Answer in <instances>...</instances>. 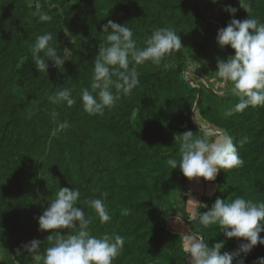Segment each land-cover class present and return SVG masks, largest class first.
<instances>
[{"label":"rangeland","instance_id":"obj_1","mask_svg":"<svg viewBox=\"0 0 264 264\" xmlns=\"http://www.w3.org/2000/svg\"><path fill=\"white\" fill-rule=\"evenodd\" d=\"M143 1L0 0V54L13 50L19 60L28 59L34 65L30 45L38 35L51 32L50 44L61 54L67 48L70 59L61 68L48 61V73L35 69L22 77L16 71V78L35 82L44 73L47 81L64 78L42 97L54 94L67 78H78L81 90L92 79L100 45L106 44L103 25L108 20L123 25L129 12L132 17L144 14ZM168 1L186 7L165 11L160 26L149 20L129 27L137 45L144 46L152 33L149 30L171 26L184 47L166 56L159 66L151 61L137 65L139 84L130 95H121L115 106L105 108L102 115L86 112L87 119L82 118L83 103L75 104L78 92L73 95V105L61 103L63 111L51 102L46 107L32 106L31 89L19 98L14 86L2 81L12 78L10 66L0 73V264H43L44 250L54 243V239L47 241L48 236L71 231L39 228L38 217L60 187L80 191L77 206L91 220L93 235L107 232L124 237V247L113 264H189L181 237L186 232H200L210 246L225 241L222 252H233L243 242V238H227L218 225L201 230L195 220H189L191 213H181L191 179L179 166L172 169L166 160H180V143L175 142V136L188 130L200 135L199 124L226 132L234 143L247 136L249 142L243 147L237 144L243 166L221 169L214 180L217 191L205 202L208 207H198L193 213L207 211L217 197L226 202L237 196L264 201V175L258 165L264 162V151L257 162L250 157L253 148L264 150V106L224 115L238 98L231 93V82L218 77L217 60L227 59L235 50L202 37L218 32L233 18L244 20L249 14L239 0ZM191 1L200 12L194 26L190 25L191 11L187 12ZM37 3L52 16L51 22H41L34 15ZM251 3V15L264 21V0ZM225 5L238 11L233 16L225 11ZM118 6L125 8L119 15L114 11ZM29 111L33 112L31 117ZM65 120L70 127L52 135ZM97 198L109 210L111 219L106 223H101L88 203ZM185 221H189L188 229L179 225ZM33 239L41 241L39 250L27 253L21 249L22 255H17V249ZM258 257H264V245L254 247L245 264H256Z\"/></svg>","mask_w":264,"mask_h":264},{"label":"clouds","instance_id":"obj_2","mask_svg":"<svg viewBox=\"0 0 264 264\" xmlns=\"http://www.w3.org/2000/svg\"><path fill=\"white\" fill-rule=\"evenodd\" d=\"M217 3L218 0H212ZM240 6L249 16L244 20L231 19L226 27L217 33V42L221 48L231 46L235 54L227 59L217 60V75L225 82H231V93L238 102L229 108L224 115L232 116L242 113L248 107L264 106V21L251 15V0H239ZM225 11L234 14L236 7L225 5ZM41 22H51L52 16L36 4V12ZM103 33H107L106 44H101L94 58V70L90 89L84 88L81 93L84 111L89 115L103 114L105 108L115 106L121 95H130L139 84L140 73L137 65L151 61L161 65L164 58L174 50H179L182 44L181 36L171 26L157 27L144 41V46H138L133 30L127 23L121 25L108 20L103 25ZM67 34V33H66ZM53 40L51 32L38 35L29 51L31 59L39 72H47L48 61L61 68L70 59L68 49L62 54L50 44ZM43 53V56L41 55ZM131 65V66H130ZM167 67V65H165ZM72 89L61 88L48 97L49 102L68 106L75 103ZM220 94V93H218ZM33 115L32 111L28 113ZM200 127V135L188 130L175 136V142L180 143V160L169 158L167 165L172 169L179 166L183 175L192 178L203 177L214 181L221 169L230 170L243 166V159L238 152L249 138L243 137L238 142L222 130L211 127ZM70 124L67 120L58 123L52 135L67 130ZM81 193L78 189L60 187L55 198L38 217L39 228L45 230L70 229L67 235L59 231L55 237L49 235L47 241L52 246L46 248L42 257L43 264H113L124 247V237L119 234L93 235L89 225L91 220L77 201ZM89 205L95 210L101 223L111 219L109 210L102 199H90ZM200 208H207L205 204ZM189 220H195L202 229L218 225L219 232L227 238H243L239 248L233 252H222L225 241L214 245L206 243L200 232L182 234L184 252L189 264H245L246 257L257 245H264V201L254 202L237 196L230 202L217 197L215 202L205 212L192 213ZM78 227V230H76ZM41 241L33 239L17 249V255H22L21 249L27 253H36ZM40 259V257H36ZM256 264H264V257H258Z\"/></svg>","mask_w":264,"mask_h":264},{"label":"trees","instance_id":"obj_3","mask_svg":"<svg viewBox=\"0 0 264 264\" xmlns=\"http://www.w3.org/2000/svg\"><path fill=\"white\" fill-rule=\"evenodd\" d=\"M174 3H171L168 0H148V1L145 0L143 1L144 4L143 8L145 13L139 14L138 17H132V15L130 16L132 12H129L128 15L124 17V21L129 26L138 23L141 25H145L149 20L151 22L153 20L158 26H160V19H162L161 16H164L163 13L165 11L168 10L173 11L174 9L186 7V4H174ZM124 9L125 8L118 6L114 11H117V15H119V12L123 11ZM153 10H155V13L151 14ZM189 11H191L192 14L190 19V25L194 26L197 23L196 21L198 14H200L194 1H191L190 4H187V12ZM149 31L152 32L153 30H149ZM217 33L218 32L216 33L208 32V34H205L202 37L207 42L209 39H211L210 41L218 43ZM228 47L232 49L230 45ZM8 66H10V75L12 76V78H4L2 81H4L5 85L7 84L13 85L16 91L18 92L17 95H19V98L22 94L26 95V93L29 92V89H31L29 97L33 100L34 105L32 104V106H39V107L48 106L49 104L48 96L42 97V95L46 93L47 89L52 90L57 85V83H59L61 80L64 79V78H50V80L47 81V78H45L46 75L45 73L43 77L38 78L35 82H33L31 78H16V71H20V76L22 75V77H24L27 72L35 70L36 67L35 65H32L28 59L19 60L18 56L13 50L10 52H5L0 54V73L3 70H6ZM78 71L79 70L76 68V74H78ZM77 79L78 78H67V80H65L66 82L62 83L60 87V89L61 88L72 89V93H71L72 98L74 97L73 95H75L77 92L79 93L77 102L75 104H79V102H82L81 93L84 88H89V90H91L90 89L91 81L89 83H86L85 85L83 84L81 90H79ZM52 81H54L53 85L51 83ZM1 84L2 83L0 80V86H2ZM56 108L60 109L61 103L56 104ZM75 111H78V108H76ZM81 115H82L81 117L84 119H87L88 117V114H86L85 111H82ZM191 125L192 124H190V126ZM263 151H264L263 147L256 149L253 148V152L250 156L252 161L254 162L259 161L262 157ZM258 165H260L261 174L264 175V162L263 163L260 162Z\"/></svg>","mask_w":264,"mask_h":264},{"label":"crops","instance_id":"obj_4","mask_svg":"<svg viewBox=\"0 0 264 264\" xmlns=\"http://www.w3.org/2000/svg\"><path fill=\"white\" fill-rule=\"evenodd\" d=\"M198 179H200L202 182H200ZM196 183L197 187L192 188L191 185ZM188 192L186 196V201L184 203L183 210L181 213H193V210H197L200 203L205 204V202L209 199H211L214 195V193L217 191V187L215 184V181H207L203 178H193L188 183ZM204 188V192L201 193L200 189ZM192 189H195V191H192ZM189 221H185L182 223H179L181 228L188 229L189 225L187 224ZM187 234V232H186Z\"/></svg>","mask_w":264,"mask_h":264}]
</instances>
